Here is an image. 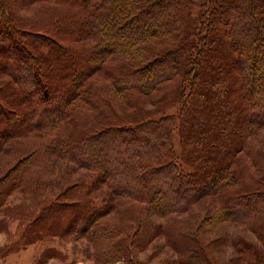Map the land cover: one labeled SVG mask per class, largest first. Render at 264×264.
<instances>
[{"label": "trees", "instance_id": "16d2710c", "mask_svg": "<svg viewBox=\"0 0 264 264\" xmlns=\"http://www.w3.org/2000/svg\"><path fill=\"white\" fill-rule=\"evenodd\" d=\"M261 131L264 0H0V152L19 154L0 230L22 225L8 249L79 235L100 264H149L164 236L177 264H264V150L240 157ZM55 159L122 200L96 202L82 176L44 199Z\"/></svg>", "mask_w": 264, "mask_h": 264}, {"label": "rangeland", "instance_id": "374dc122", "mask_svg": "<svg viewBox=\"0 0 264 264\" xmlns=\"http://www.w3.org/2000/svg\"><path fill=\"white\" fill-rule=\"evenodd\" d=\"M260 140L264 141V131L256 133L248 138L245 150L240 154L244 162L249 160V150L259 148L264 150V147H262L264 144ZM176 145L177 148H179L177 142ZM7 149L0 152V176L10 168L19 156V154L14 151H8ZM52 167L53 171H49L46 175H43L44 184L46 185L44 199L48 200L56 197V194L59 193L62 188L71 185L77 178L82 176L86 177L88 181V186L83 192L88 193L96 202L104 203L112 201L118 204L122 200L121 197L114 196L106 185L97 182V176L94 171L79 167L71 161L61 159L53 160ZM25 198H29V196L24 193L16 192L8 196L7 203L16 204L23 201ZM198 209L194 207L192 209L194 211L188 214H177L171 216V218L177 217L182 220L192 215ZM114 214H116V211L112 213V215ZM2 216L3 213L0 214V217ZM166 220H168V218H160V221L165 222V224H167ZM10 223L11 232L9 234L6 233L5 229L0 230V264H100L96 261L97 255L95 254L92 243L86 237L79 235H68L63 238L56 237L52 241H40L30 244L26 248L17 250L16 248L12 250L8 249L12 240L16 238L15 232H18L19 227L22 228V225L19 224V220H12ZM228 230L234 235L244 234L248 238L256 241L255 236L248 230H245L241 225H230ZM164 238V236H160L154 239L148 244L145 251L140 254L142 258L148 260L149 264H177L175 261L177 253L165 243ZM155 245H160L161 250H155ZM48 246L56 247L59 254L54 257H48L47 260L40 261L42 251ZM235 252V247H225V249L221 250V256L224 260H228ZM116 264H125V262L119 261Z\"/></svg>", "mask_w": 264, "mask_h": 264}]
</instances>
